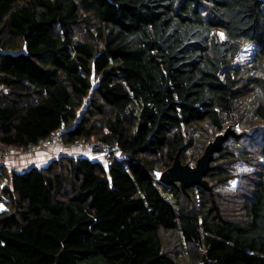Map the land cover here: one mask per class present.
<instances>
[{"label": "trees", "instance_id": "1", "mask_svg": "<svg viewBox=\"0 0 264 264\" xmlns=\"http://www.w3.org/2000/svg\"><path fill=\"white\" fill-rule=\"evenodd\" d=\"M0 90L1 145L119 149L0 169V264H264V0H0Z\"/></svg>", "mask_w": 264, "mask_h": 264}, {"label": "crops", "instance_id": "2", "mask_svg": "<svg viewBox=\"0 0 264 264\" xmlns=\"http://www.w3.org/2000/svg\"><path fill=\"white\" fill-rule=\"evenodd\" d=\"M89 143L90 142H81L74 145L64 146L52 145L50 147H45L38 152H31L26 155L10 156L5 162L0 157V169H4L7 173L11 174V170L13 168H17L20 173H23L31 168L47 167L52 161L60 157H83L106 161L107 159L99 158L91 148L88 149Z\"/></svg>", "mask_w": 264, "mask_h": 264}, {"label": "water", "instance_id": "3", "mask_svg": "<svg viewBox=\"0 0 264 264\" xmlns=\"http://www.w3.org/2000/svg\"><path fill=\"white\" fill-rule=\"evenodd\" d=\"M229 133L227 132L224 135L218 136L214 142L209 144L204 156L198 161L195 168L183 166L180 160L176 159L174 165L163 173L161 181L168 185H176L179 183L185 191L195 187H203L209 190L210 188L205 177L210 172V163L213 160V155L221 151L223 142L229 137ZM201 264H206L205 259Z\"/></svg>", "mask_w": 264, "mask_h": 264}, {"label": "built area", "instance_id": "4", "mask_svg": "<svg viewBox=\"0 0 264 264\" xmlns=\"http://www.w3.org/2000/svg\"><path fill=\"white\" fill-rule=\"evenodd\" d=\"M52 145H60V146L65 145L62 139L61 131L52 134L48 139L42 141L38 145H30L29 147H7L0 144V157L5 162L10 156L26 155L33 151L40 150L41 148H45V147H50ZM89 145L94 152L104 157H106L110 152H116L117 155L119 154V149L117 146H111V147L104 146L94 141H91ZM11 174H21V173L19 172V169L13 168L11 170ZM0 176H1V172H0ZM8 184H9L8 178L6 177L0 178V194L3 188H5Z\"/></svg>", "mask_w": 264, "mask_h": 264}, {"label": "rangeland", "instance_id": "5", "mask_svg": "<svg viewBox=\"0 0 264 264\" xmlns=\"http://www.w3.org/2000/svg\"><path fill=\"white\" fill-rule=\"evenodd\" d=\"M254 51H255V45L253 43L244 46L241 54L239 55V57L237 58L236 62L234 63L236 66H239V65H248L247 66V69H249L251 71V74L250 75H255L254 68L252 67V62H251L252 57L254 55ZM82 113H83V111H82ZM82 113H80V116L82 115ZM91 141L97 142L95 139H93ZM89 148H90V145H88V149ZM42 149L43 148H41L40 150L33 151V152H38V151H41ZM96 154L101 159H107V156L104 157V156L99 155L98 153H96ZM93 157H94V155H93ZM109 159H110V157H109ZM106 161L108 162L109 160H106ZM106 161H103V162L107 164Z\"/></svg>", "mask_w": 264, "mask_h": 264}, {"label": "bare ground", "instance_id": "6", "mask_svg": "<svg viewBox=\"0 0 264 264\" xmlns=\"http://www.w3.org/2000/svg\"><path fill=\"white\" fill-rule=\"evenodd\" d=\"M223 151V150H222ZM180 157V156H179Z\"/></svg>", "mask_w": 264, "mask_h": 264}, {"label": "clouds", "instance_id": "7", "mask_svg": "<svg viewBox=\"0 0 264 264\" xmlns=\"http://www.w3.org/2000/svg\"><path fill=\"white\" fill-rule=\"evenodd\" d=\"M96 153V152H95Z\"/></svg>", "mask_w": 264, "mask_h": 264}]
</instances>
